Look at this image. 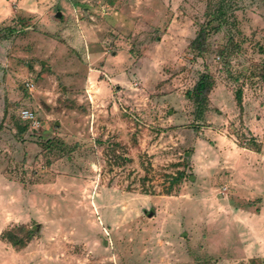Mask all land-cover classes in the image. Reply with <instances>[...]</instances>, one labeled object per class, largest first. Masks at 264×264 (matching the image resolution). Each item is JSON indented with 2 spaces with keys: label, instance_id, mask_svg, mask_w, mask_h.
<instances>
[{
  "label": "rangeland",
  "instance_id": "1",
  "mask_svg": "<svg viewBox=\"0 0 264 264\" xmlns=\"http://www.w3.org/2000/svg\"><path fill=\"white\" fill-rule=\"evenodd\" d=\"M8 30L0 232L5 212L34 234L14 264H264V0H0ZM205 72L198 118L186 92Z\"/></svg>",
  "mask_w": 264,
  "mask_h": 264
},
{
  "label": "trees",
  "instance_id": "2",
  "mask_svg": "<svg viewBox=\"0 0 264 264\" xmlns=\"http://www.w3.org/2000/svg\"><path fill=\"white\" fill-rule=\"evenodd\" d=\"M210 16L211 19L200 27L195 38L190 44V47L194 49L197 52V54L201 57L204 55V53L207 52L206 51L207 36L213 32H218L221 28V24L213 26L212 24L213 21L217 20L220 23L225 21L224 12H215V13L212 12ZM12 32L13 30H8L6 34H4L0 38V40L7 39L9 33ZM213 86H214V82L211 76L205 72L200 75L197 82L193 86L192 90L186 92L187 98L191 100L195 106L196 115L198 118H201L205 110L207 109L208 95L212 90ZM235 97L236 100L239 102L240 101L239 92H237ZM24 123L25 124L19 126L20 133L23 132L26 133L29 129L30 130L32 129V127H30L31 125L30 122H24ZM185 178H186V173L184 171H178L177 174H175V176H171L169 178L168 187L165 189L166 194H170V192L173 190V187L175 185H178ZM11 230L12 228L4 231L1 235V240L3 242H6L7 244H10L17 251L25 248L26 245L32 240L34 236L32 231L26 230L25 232L26 240L23 241L22 239L16 237Z\"/></svg>",
  "mask_w": 264,
  "mask_h": 264
},
{
  "label": "crops",
  "instance_id": "3",
  "mask_svg": "<svg viewBox=\"0 0 264 264\" xmlns=\"http://www.w3.org/2000/svg\"><path fill=\"white\" fill-rule=\"evenodd\" d=\"M95 59H97V57L95 58ZM48 184H42V185H40V184H35L33 187L35 188H37V190L38 191H41L45 186H47ZM10 187H13V184H11V183H4V185H2V187L1 188H10ZM0 188V189H1ZM1 193H2V191H1ZM8 194V193H7ZM38 195V196H37ZM37 195L36 196H34L33 195V197L31 196V195H27V194H25V195H23L22 194V197H21V199L22 198H24L25 199V202H28V205H29V202L31 203V204H33V205H40L39 204V199L42 197V198H46L45 196H42L41 194H38L37 193ZM7 195H6V197H2V198H4V199H2V200H0V201H2V203H5V205H8V201H7ZM38 198V201L36 202V199ZM31 199H33V201H35V202H32L31 201ZM39 209V208H38ZM2 211H4V208H2ZM7 212V211H6ZM2 217V225H1V232H0V242L1 243H3L2 242V240H1V235H2V233L4 232V231H6V230H8V229H10L12 226H10V222H9V218H7L8 217V214L7 213H5L4 212V214L1 216ZM30 245H31V241L26 245V247L25 248H23L22 250H16V251H14V250H9V251H7V250H5L4 251V253L3 254H1L0 253V256H4L6 259L7 258H9V260H11L12 262H13V264H14V262H17L18 260H21V262H23V258H24V254H29V252H30ZM25 258H26V256H25Z\"/></svg>",
  "mask_w": 264,
  "mask_h": 264
},
{
  "label": "built area",
  "instance_id": "4",
  "mask_svg": "<svg viewBox=\"0 0 264 264\" xmlns=\"http://www.w3.org/2000/svg\"><path fill=\"white\" fill-rule=\"evenodd\" d=\"M26 87H28L29 90H32L31 88H33V85L26 83ZM19 117L26 122H30L31 125H35V127H36V125H38L37 117L33 111L23 109L20 111ZM33 128H34V126H33Z\"/></svg>",
  "mask_w": 264,
  "mask_h": 264
},
{
  "label": "water",
  "instance_id": "5",
  "mask_svg": "<svg viewBox=\"0 0 264 264\" xmlns=\"http://www.w3.org/2000/svg\"><path fill=\"white\" fill-rule=\"evenodd\" d=\"M58 16H60V14H58ZM151 216V215H150Z\"/></svg>",
  "mask_w": 264,
  "mask_h": 264
}]
</instances>
